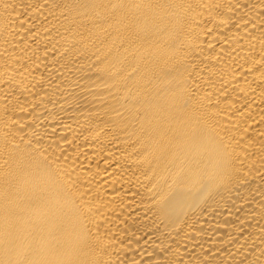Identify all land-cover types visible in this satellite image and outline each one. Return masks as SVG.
<instances>
[{
    "label": "bare ground",
    "instance_id": "obj_1",
    "mask_svg": "<svg viewBox=\"0 0 264 264\" xmlns=\"http://www.w3.org/2000/svg\"><path fill=\"white\" fill-rule=\"evenodd\" d=\"M0 264H264V0H0Z\"/></svg>",
    "mask_w": 264,
    "mask_h": 264
}]
</instances>
